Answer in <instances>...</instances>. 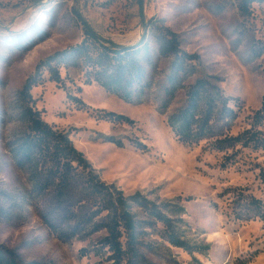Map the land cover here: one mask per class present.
Instances as JSON below:
<instances>
[{
  "label": "rangeland",
  "instance_id": "rangeland-1",
  "mask_svg": "<svg viewBox=\"0 0 264 264\" xmlns=\"http://www.w3.org/2000/svg\"><path fill=\"white\" fill-rule=\"evenodd\" d=\"M240 2L0 0V264L112 263V253L99 243L105 229L81 225L65 239L58 233L81 219V211L89 215L88 203L85 209L79 202L66 205L70 212L57 213L48 224L45 214L57 206L53 190L20 149L27 134L22 86L40 60L81 42L84 24L104 42L142 45L136 55L147 76L139 86L141 103L125 102L97 81L86 84L85 70L75 67L61 69L63 87L46 71L31 93L43 119L70 134L103 181L126 195L140 191L183 208L167 214L182 220L173 225L187 244L171 243L169 229L156 222L143 238L146 264H264L263 222L235 213L238 192L264 196V150L217 147L251 127L264 101V1L253 2L246 15ZM150 19L176 32L186 55L163 52ZM199 84L205 92L194 99ZM192 105L193 124L178 135L169 120ZM100 109L133 122L100 119Z\"/></svg>",
  "mask_w": 264,
  "mask_h": 264
},
{
  "label": "trees",
  "instance_id": "trees-1",
  "mask_svg": "<svg viewBox=\"0 0 264 264\" xmlns=\"http://www.w3.org/2000/svg\"><path fill=\"white\" fill-rule=\"evenodd\" d=\"M255 1L241 0L240 10L242 15L249 13L250 6ZM150 26L154 30L161 49L165 53H180L186 55L180 49L178 34L170 27L157 24L154 19ZM84 38L76 45L52 52L40 60L35 72L28 77L19 94L24 102V115L27 117V134L24 136L20 149L24 155L41 168L40 182L48 184L52 188L56 208L45 214L49 225H53V219L57 213H69L66 205L81 203L82 209L90 208L89 215L81 211V219L69 224L66 230H60L61 239L69 235H75L78 227L91 226V232L105 229L107 234L99 241L102 246L108 247L111 264H146L147 252L143 238L147 235V228L155 226L156 222H162L168 230V239L171 243L185 247L187 242L179 235L177 227L173 224L178 218H171L167 211L182 214L180 206L169 207L167 203L161 204L148 198L147 195L137 191L126 195L121 187L115 183H107L102 180L98 169L94 168L84 152L78 149L70 134L56 129L54 125L45 121L42 112L34 104L32 89L38 85L47 71L49 80L59 87L64 85V77L61 74L63 67L81 68L85 70L86 84L97 81L107 91L117 95L128 103H141L139 86L146 79L144 67L139 63L137 54L142 45L121 46L102 41L87 24L83 25ZM144 46V45H143ZM199 85H201L199 87ZM192 93L193 98L204 91L202 84ZM199 87V88H198ZM173 90L171 91V94ZM80 108H86L81 98L68 94ZM214 98H210L211 104ZM165 104V103H164ZM196 106L186 107L178 114L170 118L171 127L179 135L188 133L195 118ZM97 116L100 119L111 122H129L133 120L129 116L111 110H99ZM264 101L252 116L251 127L235 136H226L217 142V147L224 149L227 146L242 144L252 146L255 149L264 150V132L260 128L264 126ZM206 125L198 129V133H205ZM198 135V134H197ZM259 178L264 186V164L260 166ZM241 207L236 210L238 219H259L264 224V196L257 197L253 194L238 192ZM170 204V203H169ZM176 205V204H173ZM87 216V218L85 217ZM176 220V221H175ZM71 223V222H70ZM70 237V236H69ZM1 258V256H0ZM150 262V261H149ZM10 264H17L13 261Z\"/></svg>",
  "mask_w": 264,
  "mask_h": 264
}]
</instances>
